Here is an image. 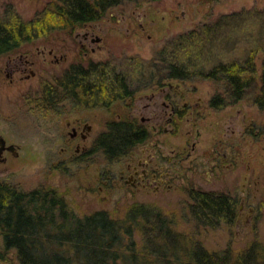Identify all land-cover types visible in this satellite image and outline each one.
<instances>
[{"label": "rangeland", "instance_id": "374dc122", "mask_svg": "<svg viewBox=\"0 0 264 264\" xmlns=\"http://www.w3.org/2000/svg\"><path fill=\"white\" fill-rule=\"evenodd\" d=\"M11 1L14 10L8 17L23 23L36 20L51 2ZM223 16L230 18L217 26ZM101 18L100 49L94 45V51L83 50L69 28L46 33L21 51L37 53L50 46L67 60L40 67L26 84L0 80V136L18 153H7L8 170L0 174V183L21 192L54 189L79 217L105 211L122 219L132 206L151 205L173 221L176 231L210 252L230 248L239 253L256 240L264 242V108L253 102L254 91L222 109L210 108L212 97L225 96V86L200 74L218 63L242 62L248 55L261 71L264 0H122ZM207 24L212 31L207 32ZM191 32L201 35L191 37ZM169 61L186 66L189 79H168ZM98 63L106 64L107 74L121 71L130 85L128 97L94 108L71 99L52 108L39 102L46 82L72 65ZM172 109L179 113L174 116ZM113 119L144 126L150 138L118 160L108 161L101 152L88 156ZM78 120L91 126L85 141L80 128L77 137L71 136ZM217 152L226 154L220 163ZM149 153L158 154L159 167L171 166L167 185L158 190L139 188L129 180L128 165ZM190 189L233 196L235 223L195 230L187 220ZM134 239L140 243L138 233ZM0 257V264H16L13 253L3 249L1 234Z\"/></svg>", "mask_w": 264, "mask_h": 264}, {"label": "trees", "instance_id": "16d2710c", "mask_svg": "<svg viewBox=\"0 0 264 264\" xmlns=\"http://www.w3.org/2000/svg\"><path fill=\"white\" fill-rule=\"evenodd\" d=\"M121 1L62 0V5L46 8L31 22L15 17L0 19V57L20 51L35 36L97 20ZM225 18L230 17L223 16L215 24L220 26ZM204 26L207 32L213 30L209 24ZM195 35L201 34L191 32L189 36ZM105 68L103 63L70 67L46 82L39 102L52 108L71 99L94 108L128 97L131 92L126 77L121 71L107 74ZM167 68L168 79L186 80L191 75L186 66L174 61H169ZM200 74L225 86V96L212 97L210 108L219 110L243 100L248 91L255 92L253 102L264 108V59L259 73L254 56L248 55L242 62L218 63ZM148 138L147 128L134 121L109 120L90 153L101 152L108 161L118 160ZM187 195V220L195 230L235 223L237 203L233 196L194 189ZM137 233L140 243L134 239ZM0 234L3 249L13 253L16 264H264V242L256 240L239 253L230 248L210 252L195 238L176 231L173 221L151 205L132 206L122 219L105 211L79 217L54 189L21 192L3 183Z\"/></svg>", "mask_w": 264, "mask_h": 264}, {"label": "flooded vegetation", "instance_id": "af4514ba", "mask_svg": "<svg viewBox=\"0 0 264 264\" xmlns=\"http://www.w3.org/2000/svg\"><path fill=\"white\" fill-rule=\"evenodd\" d=\"M62 1V0H61ZM88 1V0H87ZM47 8L50 6L60 5L54 0L48 2ZM14 10V4L11 0H0V19H6L11 15ZM104 22L103 18H99L94 21L83 22L74 27L71 37L80 43V46L83 50H87L88 47L94 51V45L100 49V43H102V36H100L99 27ZM79 26V27H78ZM41 36H35L30 41H36L41 39ZM54 37V36H53ZM56 37H54L55 39ZM37 54V55H36ZM39 56V57H38ZM49 58V60H48ZM67 60L66 56L63 54H57L56 50L53 47L43 46L41 50L38 48L37 53L27 49L25 51H18L15 53L7 54L0 57V80L7 79L9 84L21 83L26 84L31 80L36 78L37 74L40 72V67L42 69L49 68L52 65L59 64L60 62H65ZM74 66V65H72ZM71 66V67H72ZM69 69V68H68ZM3 79V80H4ZM184 108H187V105H183ZM184 109V110H185ZM179 111L172 109L171 114L176 116L175 113ZM171 122V118L169 119ZM75 127H72V138L77 137L78 129H81L79 137L81 141H85L88 133L91 130V126L88 124H82L79 120L75 122ZM148 130V129H147ZM149 131V130H148ZM150 133V132H149ZM199 137V132H197L196 140ZM193 143L192 149H194ZM78 152V148L76 150ZM90 151V150H89ZM7 153H10L12 156L17 157V148L13 145H7L5 140L0 136V174H4L8 167L6 165ZM89 153L87 155L89 156ZM216 154H219L218 152ZM217 158L218 163L225 159L226 154H219ZM160 158L158 154H147L146 157L139 158L135 165L132 167L128 165L127 171L129 172V180H131L133 185H137L139 188H150L154 187L155 190H158L160 187L166 186L169 178L171 176V166L159 167Z\"/></svg>", "mask_w": 264, "mask_h": 264}, {"label": "bare ground", "instance_id": "6f19581e", "mask_svg": "<svg viewBox=\"0 0 264 264\" xmlns=\"http://www.w3.org/2000/svg\"><path fill=\"white\" fill-rule=\"evenodd\" d=\"M234 98V97H233ZM131 143V142H130ZM117 155V154H116Z\"/></svg>", "mask_w": 264, "mask_h": 264}]
</instances>
